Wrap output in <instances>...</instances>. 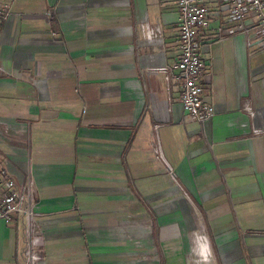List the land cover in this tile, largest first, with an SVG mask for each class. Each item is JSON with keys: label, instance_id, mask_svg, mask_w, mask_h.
<instances>
[{"label": "crops", "instance_id": "0c3cea01", "mask_svg": "<svg viewBox=\"0 0 264 264\" xmlns=\"http://www.w3.org/2000/svg\"><path fill=\"white\" fill-rule=\"evenodd\" d=\"M0 6V169L35 210L30 233L0 219V264L29 238L37 264H195L200 230L213 264H264V40L212 5L203 125L173 69L178 0Z\"/></svg>", "mask_w": 264, "mask_h": 264}, {"label": "built area", "instance_id": "2783aa9c", "mask_svg": "<svg viewBox=\"0 0 264 264\" xmlns=\"http://www.w3.org/2000/svg\"><path fill=\"white\" fill-rule=\"evenodd\" d=\"M219 2L225 5V22L229 33L246 34L249 38L264 40V0H178L180 21L178 37L180 56L173 64L176 77L182 84L181 103L183 111L204 125L215 115V107L205 101V88L201 82L205 61L201 58L199 29L208 28L211 22L212 5ZM8 10L0 6V26L5 22ZM252 19L250 23L248 20ZM35 210L25 203V196L18 189L17 182L0 169V219L10 224L16 217H24L32 230ZM197 236L206 235L201 230ZM27 264H37L40 255L36 252V241L28 240L25 249Z\"/></svg>", "mask_w": 264, "mask_h": 264}, {"label": "clouds", "instance_id": "9594fccd", "mask_svg": "<svg viewBox=\"0 0 264 264\" xmlns=\"http://www.w3.org/2000/svg\"><path fill=\"white\" fill-rule=\"evenodd\" d=\"M148 38L151 39V35ZM191 252L195 257V264H213L211 241L207 235L197 237L196 244L192 247Z\"/></svg>", "mask_w": 264, "mask_h": 264}]
</instances>
